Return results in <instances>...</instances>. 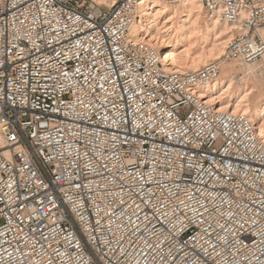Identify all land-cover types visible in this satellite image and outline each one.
I'll list each match as a JSON object with an SVG mask.
<instances>
[{
	"label": "built area",
	"instance_id": "2783aa9c",
	"mask_svg": "<svg viewBox=\"0 0 264 264\" xmlns=\"http://www.w3.org/2000/svg\"><path fill=\"white\" fill-rule=\"evenodd\" d=\"M181 1L0 0V264H264V139L202 94L264 0H201L239 30L180 71L133 27Z\"/></svg>",
	"mask_w": 264,
	"mask_h": 264
},
{
	"label": "bare ground",
	"instance_id": "6f19581e",
	"mask_svg": "<svg viewBox=\"0 0 264 264\" xmlns=\"http://www.w3.org/2000/svg\"><path fill=\"white\" fill-rule=\"evenodd\" d=\"M96 1L110 4L114 0ZM207 18L209 20L205 18L201 0H182L174 6L155 2L141 7V20L133 31L145 35L147 41L163 51L164 67L194 70L210 60H219L228 40L239 30V25L227 24L216 16ZM260 34L264 37V30H260ZM210 37L214 39L210 46L195 51L196 46ZM180 48L182 50L178 51ZM260 60L248 64L221 62L218 77L203 89L202 94L220 110L248 115L264 139V77L257 76V69L264 68V60ZM233 73L242 74L236 86L233 85Z\"/></svg>",
	"mask_w": 264,
	"mask_h": 264
},
{
	"label": "rangeland",
	"instance_id": "374dc122",
	"mask_svg": "<svg viewBox=\"0 0 264 264\" xmlns=\"http://www.w3.org/2000/svg\"><path fill=\"white\" fill-rule=\"evenodd\" d=\"M204 12H205V18L207 19V20H209L208 18H207V13H206V11H205V8H204ZM263 37V36H262ZM264 38V37H263ZM214 39H213V37H210V38H208L207 40H205L204 42H201V44L200 45H198V47L196 46V48H195V51H201L202 49H204V48H206L207 46H210L211 45V43H212V41H213ZM203 47V48H202ZM199 49V50H198ZM182 50V48H180V50H178V51H181ZM264 60V58L262 59V60H260V61H263ZM259 62V61H258ZM261 70V71H260ZM260 70L259 69H257V76L259 77V78H263L264 77V68L262 69V68H260ZM261 74V75H260ZM250 79V78H249ZM248 79V83H250V81L251 80H249ZM233 82H234V80H233ZM235 83V82H234ZM233 83V85L234 86H236V85H238L237 83H235L234 84ZM255 92H252V94H254ZM257 93V92H256ZM255 93V94H256ZM252 94L250 95V97L252 96ZM253 97V96H252ZM235 99V98H234Z\"/></svg>",
	"mask_w": 264,
	"mask_h": 264
}]
</instances>
